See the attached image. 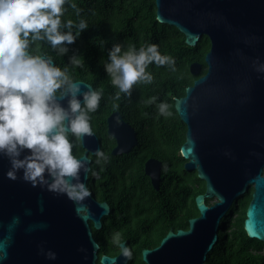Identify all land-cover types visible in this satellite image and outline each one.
Instances as JSON below:
<instances>
[{"label": "water", "instance_id": "obj_1", "mask_svg": "<svg viewBox=\"0 0 264 264\" xmlns=\"http://www.w3.org/2000/svg\"><path fill=\"white\" fill-rule=\"evenodd\" d=\"M156 6L157 20L177 28L188 46L196 47L204 36L211 41L206 74L200 76L202 63L191 64L190 73L198 78L175 100L187 126L181 147L185 170L197 172L206 192L196 197L199 216L189 220L188 229H170L157 247L142 251V259L145 264H207L222 220L234 205L230 216L236 217L238 200L253 189L244 228L251 239L264 243V71L258 70L264 64V0H156ZM90 86L83 82L85 90ZM107 123L117 142L114 156L139 144L136 129L120 112ZM80 142L89 166L81 178L89 188L91 156L101 141L92 132ZM9 167L0 156V264H128L122 253L100 255L94 230L103 228V218L112 210L96 193L90 190L78 206L66 194L32 185L22 171L17 179L8 177ZM162 169L156 158L145 163L156 191ZM42 248L55 251L57 258L49 260Z\"/></svg>", "mask_w": 264, "mask_h": 264}, {"label": "trees", "instance_id": "obj_2", "mask_svg": "<svg viewBox=\"0 0 264 264\" xmlns=\"http://www.w3.org/2000/svg\"><path fill=\"white\" fill-rule=\"evenodd\" d=\"M76 3L82 9L79 16L69 6L65 18L78 20L82 16L89 27L69 45L70 50L64 56L57 55L50 46L46 50L61 67L70 62L73 52L81 54L84 63L71 68L73 76L103 89L100 107L92 113L91 126L104 149L112 139L107 132V117L116 111L136 129L139 139L135 151L124 160L117 162L120 157L108 150L107 161L97 163V155L92 156L89 189L112 210L110 216L103 218V228L94 230V235L100 244V255L117 256L121 251L112 235L114 231L121 232L123 242L133 252L128 264H145L144 249L157 247L171 228L188 229L189 220L199 216L196 197L206 192V182L197 172L185 170L187 161L182 157L181 147L187 126L175 109V100L184 97L186 89L198 78L190 73L191 64L202 63L200 76L206 74L205 57L211 41L204 36L196 47L188 46L185 35L177 28L157 20L156 0H76ZM117 42L134 43L137 47L157 43L162 53L175 57L176 69L153 63L148 69L154 74L152 83H138L133 86L131 97L122 93L119 100H113L117 88L112 85L103 61ZM151 96H156L157 101L145 103ZM165 100L172 112L169 117L158 113L157 104ZM73 152L83 155L80 142L74 145ZM150 158L163 164L160 191L153 188L144 172ZM251 198L252 193L241 197L238 200L241 212L231 219L234 205L222 220L219 242L207 264H264V243L251 239L244 228ZM228 227V233L224 232Z\"/></svg>", "mask_w": 264, "mask_h": 264}, {"label": "clouds", "instance_id": "obj_3", "mask_svg": "<svg viewBox=\"0 0 264 264\" xmlns=\"http://www.w3.org/2000/svg\"><path fill=\"white\" fill-rule=\"evenodd\" d=\"M69 6L79 16L82 9L76 0H0V156L10 162L8 177L17 179L22 171L23 179L32 185L66 194L79 206L91 195L81 178L89 166L73 147L85 134H92V113L104 93L91 86L85 90L84 81L73 76L71 68L84 63L81 54L73 52L70 62L61 67L46 50L50 46L64 56L89 27L82 16L65 18ZM153 63L176 69L175 57L162 53L157 43L139 47L115 43L103 61L117 88L112 99L119 100L122 93L131 97L134 85L152 83L154 74L148 69ZM258 70L264 71V64ZM156 101L151 96L145 103ZM157 108L164 117L172 115L166 100ZM96 155L97 163L109 159L102 149ZM112 241L124 257L132 258L121 232L114 231ZM41 252L49 260L57 258L51 249Z\"/></svg>", "mask_w": 264, "mask_h": 264}, {"label": "flooded vegetation", "instance_id": "obj_4", "mask_svg": "<svg viewBox=\"0 0 264 264\" xmlns=\"http://www.w3.org/2000/svg\"><path fill=\"white\" fill-rule=\"evenodd\" d=\"M117 112V111H116ZM119 112V111H118ZM114 113V112H113ZM121 114V113H120ZM111 115V114H110ZM109 115V116H110ZM122 115V114H121ZM108 116V117H109ZM108 117H107V119H108ZM122 117H123V115H122ZM123 119H124V117H123ZM124 121H126V122H128V123H130L129 121H127L126 119H124ZM119 122H120V120H119ZM92 129H93V127H92ZM93 132L95 133V131L93 130ZM107 132H108V123H107ZM96 134V133H95ZM109 135V134H108ZM110 136V135H109ZM112 139H109V144L107 145V147L104 149V147H102V145H101V149L105 152V153H107V151L106 150H108V151H110V153H111V155H113L112 154V151H113V149L117 146V142H116V140L114 139V137H112V136H110ZM139 141V140H138ZM81 143V142H80ZM113 143H114V145H113ZM139 145V144H138ZM137 145V146H138ZM136 146V147H137ZM136 147L130 152V153H128V154H124V155H122V156H115V157H120V158H118V160H117V162L119 161V160H124L125 159V157L126 156H128L129 154H131L132 152H134L135 151V149H136ZM108 156V155H107ZM114 156V155H113ZM91 159H92V156H91ZM93 161V160H92ZM253 191H254V189H253ZM253 191H252V193H253ZM207 204H208V202H207ZM172 229V228H171Z\"/></svg>", "mask_w": 264, "mask_h": 264}, {"label": "rangeland", "instance_id": "obj_5", "mask_svg": "<svg viewBox=\"0 0 264 264\" xmlns=\"http://www.w3.org/2000/svg\"><path fill=\"white\" fill-rule=\"evenodd\" d=\"M213 199H214V198L209 199V200L206 201V202H208V205L211 203V201H212Z\"/></svg>", "mask_w": 264, "mask_h": 264}]
</instances>
